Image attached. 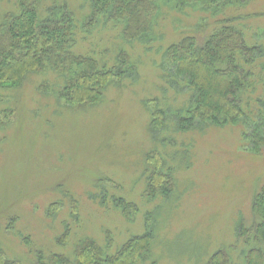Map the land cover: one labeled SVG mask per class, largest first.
Returning <instances> with one entry per match:
<instances>
[{"label":"rangeland","instance_id":"1","mask_svg":"<svg viewBox=\"0 0 264 264\" xmlns=\"http://www.w3.org/2000/svg\"><path fill=\"white\" fill-rule=\"evenodd\" d=\"M37 1L42 17L56 4ZM58 1H68L79 23L90 15L86 0ZM161 6L150 36L138 40L124 41L122 28H77L76 54L115 64L123 49L134 66L97 103L69 104L61 79L48 71L0 91V248L10 260L36 264L41 252L72 257L87 237L114 255L149 229L150 259L137 264H206L221 250L244 264L238 235L243 223L253 225L264 148L253 150L244 119L228 126L194 118L186 125L192 90L166 55L202 27L210 33L221 18L193 5ZM237 8L246 42L264 51V0ZM11 13H19L18 0H0V24ZM250 81L252 95L264 96L257 78ZM153 186L162 188L150 196ZM65 222L75 229L62 247Z\"/></svg>","mask_w":264,"mask_h":264},{"label":"trees","instance_id":"2","mask_svg":"<svg viewBox=\"0 0 264 264\" xmlns=\"http://www.w3.org/2000/svg\"><path fill=\"white\" fill-rule=\"evenodd\" d=\"M86 1L90 15L85 23H79L68 1L56 0V4L42 17L39 1L18 0L19 13L7 15L0 24V91L20 86L32 73L48 71L61 79L63 87L60 95L69 104L83 106L97 103L112 80L124 78L134 66L129 53L123 49L118 50L115 64H108L106 59L101 62L96 57L76 54L77 28L81 26L84 31L90 26L96 29L122 28L124 41L138 40L152 33L163 1H168L179 10L193 5L212 12L215 21L221 19L210 33L209 28L204 26L199 29L197 38H183L172 45L166 55L168 65L177 69L176 74L184 77L192 90V102L186 111L185 123L191 124L194 118H199L206 123L233 126L244 119L253 150L262 151L264 96L252 95L254 88L250 79L257 78L260 90L264 91V64L259 60L264 51L260 47H250L244 31L235 24L239 21L235 17L237 5L249 0ZM244 92L248 94L246 99ZM249 97L255 101L251 105ZM255 103L258 106L255 107ZM153 179L154 176L151 177L152 184L156 183ZM161 188L153 186L147 192L155 196ZM163 195H168V192ZM120 201H124H117L122 207ZM252 209L253 225L243 223L238 235L246 249L243 263L264 264V185L255 195ZM71 219L79 221L78 216ZM64 224V232L58 240L62 247H66L75 229L66 222ZM107 235L110 236V246L113 239L109 232ZM153 239L148 229L145 234L128 240L116 254L107 255L105 248L95 239L82 238L72 257L65 254L45 257L41 252L36 264H137L150 259ZM0 264L20 263L10 260L0 248ZM206 264H233V259L229 252L221 250Z\"/></svg>","mask_w":264,"mask_h":264}]
</instances>
